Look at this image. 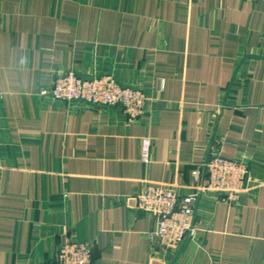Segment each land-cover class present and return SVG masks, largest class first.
Here are the masks:
<instances>
[{
    "label": "crops",
    "instance_id": "0c3cea01",
    "mask_svg": "<svg viewBox=\"0 0 264 264\" xmlns=\"http://www.w3.org/2000/svg\"><path fill=\"white\" fill-rule=\"evenodd\" d=\"M68 70L144 90L148 112L41 94ZM214 153L248 159L250 190L198 192L162 251L135 196L197 192ZM70 241L93 264H264V0H0V264H58Z\"/></svg>",
    "mask_w": 264,
    "mask_h": 264
},
{
    "label": "built area",
    "instance_id": "2783aa9c",
    "mask_svg": "<svg viewBox=\"0 0 264 264\" xmlns=\"http://www.w3.org/2000/svg\"><path fill=\"white\" fill-rule=\"evenodd\" d=\"M57 102H77L100 108H120L131 120L148 112L150 96L140 89L121 84L112 74L81 77L68 70L55 77L49 90L41 88ZM147 163V154L141 156ZM197 192L179 194L174 189L147 184L135 196L138 208L148 212L154 220L149 239L162 251L176 249L193 231L194 205L200 192H213L226 201H236L250 190L249 161L244 157L227 159L211 154L200 169L192 171ZM199 192V193H198ZM58 264H93L91 250L82 241H70L59 246Z\"/></svg>",
    "mask_w": 264,
    "mask_h": 264
}]
</instances>
